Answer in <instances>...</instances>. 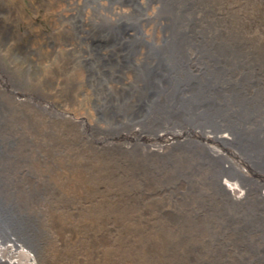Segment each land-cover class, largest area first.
<instances>
[{"label":"rangeland","instance_id":"374dc122","mask_svg":"<svg viewBox=\"0 0 264 264\" xmlns=\"http://www.w3.org/2000/svg\"><path fill=\"white\" fill-rule=\"evenodd\" d=\"M9 1L7 9L0 5V19L8 18L11 32L5 37L8 50L2 52L0 72L14 91L0 93V183L1 192L9 198L12 192L21 212L33 220L27 237L35 248L18 242L32 256L30 264H84L78 254L87 251L90 262L107 264L91 244L96 241L80 238L75 224L94 208L114 211L115 206L118 213L129 211L150 231L166 224L158 234L161 247L153 252L156 263L166 255L168 264H264V204L226 208L211 193L217 186L212 163L190 149L149 153L155 144L139 135L143 127L135 119L141 113H133L139 98L145 96V90L138 88V67H142L138 63L147 62L148 53L160 50L166 38L171 39L172 48L179 44L175 42L178 38L183 39L198 67L221 69L224 74L232 69L234 79H246L248 88H259L264 94V0H134L135 16H142H134L133 35L115 47L106 38L110 37L108 21L121 4L119 0H107L110 11L104 15L93 5L105 6L102 0H85L87 9L94 10L90 13L85 6L80 10L79 19L82 12L87 23L78 22L73 34L61 25L68 15L64 12L66 0ZM18 12H26L30 18L16 23L12 15ZM60 12L64 15L59 16ZM114 18L122 23L123 19ZM101 29L107 31L93 35ZM185 34H193L195 40L190 37L187 42ZM247 53L253 61L246 62ZM125 59L130 60L128 66ZM239 62L254 67V80L246 77L249 71L245 67L238 69ZM10 96L15 103L24 100L26 113L35 108L48 110L49 100H63L75 104L72 112L88 120L71 137L84 153L87 150L94 156L87 174L80 178L85 190L81 200L70 205L79 186L76 181L68 187L67 174L59 187L53 181L55 188L43 176L47 165L53 160L58 165L61 156L26 149L19 135L24 152L17 139L5 132L16 115ZM257 104L262 107L263 100L257 99ZM35 116V123L41 125L37 118L43 114L38 111ZM76 155L69 159L79 162L83 154ZM113 155L122 160L119 168ZM118 182L126 190L113 187ZM63 185L72 191L67 209L63 208ZM111 191L116 196H109ZM117 238L118 231L105 235L110 244ZM19 258L25 261L23 256Z\"/></svg>","mask_w":264,"mask_h":264},{"label":"bare ground","instance_id":"6f19581e","mask_svg":"<svg viewBox=\"0 0 264 264\" xmlns=\"http://www.w3.org/2000/svg\"><path fill=\"white\" fill-rule=\"evenodd\" d=\"M102 1L105 6L93 5L98 14L104 15L106 12L109 13L110 5L106 7L108 1ZM119 1L121 4L114 9V16L123 19L122 23L114 16L108 21L107 33L110 37L106 39L112 47L122 46V43L125 44V40L133 35V20L136 15L134 0ZM66 2L67 7L64 12L68 15L65 16L64 12H60L59 16L64 15V23L61 25L68 33L73 34L76 32L74 28L80 26L78 22L87 23L82 12V19L78 16L84 6L87 9L86 2L85 0H66ZM2 4L7 9L10 1L0 0V5ZM129 7L132 10H129ZM87 10L92 13L94 9ZM153 13L152 9L149 14ZM141 16L138 14L135 17ZM12 18L17 23L28 20L30 16L26 12H18L14 13ZM3 19L4 21L0 19V62H2V52L8 50L5 37L7 38L11 33L8 29V18L4 16ZM70 28L74 30L71 31ZM105 31L107 30L93 31V35L102 34ZM190 37L195 40L193 34L184 35L187 42L191 41ZM170 40L166 38L160 50L148 53L147 62L138 63V66H142L138 67V88L145 90V96L139 98V104L133 113L144 115L143 103L148 104L147 109L150 112L146 116L148 119L144 122L139 120V117L135 119L139 120L143 127L138 132L139 135L155 144L147 151L167 153L179 151V149H190L189 151L203 155L210 164L212 163L210 167L212 178L217 186L214 187L215 192L211 190V193L217 199L222 200L226 208L232 209L239 204L249 206L264 204V94L259 93V88H248L249 84L246 79H234L231 76L232 69L224 74L221 69L198 67L194 59L189 57L186 51L188 47L185 48L183 39L178 38L175 42L179 44L173 48L170 46ZM251 61L253 58L247 53L246 62ZM124 62L127 64L130 60L125 59ZM240 66L241 62H239L238 69ZM244 67L249 71L246 77L254 80L255 76L252 74L254 67L246 64L240 67V71ZM242 75H244L243 72ZM0 76V93L13 92L14 88L7 83V77L3 75V72H0ZM215 85L217 86L216 91L211 88ZM249 89H252V92ZM221 90L227 91L228 96L224 97V92ZM10 97L13 106H16L12 113L16 115L12 123L8 124L9 129L5 128V132L8 131L9 137L17 141L20 135L22 142H25L26 149L30 147L33 152L41 155L51 153L54 157L61 156L58 165L54 160L47 165L43 176L51 185L55 181L59 187V181L63 182L64 174H67L65 177L67 186H73L76 181L79 186V193L70 199V205L81 200L82 195H85V190L81 186L80 178L87 174L86 172L91 167L90 161L94 156L87 150L84 153L80 149L79 142H72L71 137L77 130L75 128L80 124L87 125L88 120L76 116L72 112V106L74 107L75 104L63 100H49L48 110L35 108L34 112L26 113L23 112L26 111L24 100L15 103L16 99ZM30 97L28 95V98ZM259 98L263 100L262 107L257 104ZM79 104L81 105L80 102ZM36 105L42 107L41 103ZM38 111L43 114V118H37L41 125L35 123V114ZM18 143L20 149L26 152L22 143L19 141ZM1 146L3 148V143L0 141L2 154ZM79 152L83 154L79 156L81 158L79 162L69 159L70 156H77ZM114 157L117 159V168H119L122 160ZM94 165L98 166L99 163ZM95 171H99V168ZM99 174L103 177L102 173ZM113 187L121 191L126 190L123 182H118ZM1 191L0 188V194ZM62 193L64 195L62 202H66L63 208L67 209L70 207L68 198L72 195V191L63 185ZM1 195L9 198L3 193ZM8 195L11 196L9 199L13 198L12 192ZM55 195L56 189L53 192V196ZM109 196H116V193L111 191ZM58 207L61 208V202ZM118 210V206L114 207V211L105 209L103 212L94 208L75 224L80 238L88 240L93 238L96 241L91 244L101 262H107V264L110 262L111 264H168L169 259L166 255L157 263L152 260L155 256L153 252L161 247V236L158 234L164 232L166 224L162 222L150 231L129 211L123 210L118 213ZM176 220L182 221L181 219ZM27 222L32 229L33 220L30 219ZM115 231H118V238L114 244H110L106 241L105 235L113 234ZM167 237L171 239L169 234ZM14 238L10 233L0 236V264H30L33 260L32 256L23 247L18 246ZM117 242H120L121 246H116ZM166 243L170 245L169 241ZM91 244L89 243L90 246ZM20 255L25 258L24 262L20 260ZM78 255L84 264L100 263V261L90 262L87 257L89 256L88 251Z\"/></svg>","mask_w":264,"mask_h":264},{"label":"water","instance_id":"95a60500","mask_svg":"<svg viewBox=\"0 0 264 264\" xmlns=\"http://www.w3.org/2000/svg\"><path fill=\"white\" fill-rule=\"evenodd\" d=\"M214 91L217 86L211 87ZM145 114L139 115L141 121H146L148 113V104L143 103ZM1 188V187H0ZM27 221L30 219L21 212L18 203L14 199L5 198L0 194V236L10 233L17 242H23L25 245L33 247V243L29 241L27 232L30 230V224Z\"/></svg>","mask_w":264,"mask_h":264}]
</instances>
